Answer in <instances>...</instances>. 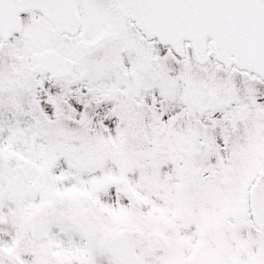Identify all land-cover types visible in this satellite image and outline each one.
<instances>
[{
	"label": "rangeland",
	"instance_id": "obj_1",
	"mask_svg": "<svg viewBox=\"0 0 264 264\" xmlns=\"http://www.w3.org/2000/svg\"><path fill=\"white\" fill-rule=\"evenodd\" d=\"M113 45L83 55L75 46L57 48L74 55L77 66L70 79L54 85L28 82L34 78L29 69L37 50L0 49V193L14 164L23 167L26 183L39 191L31 202L9 203L8 219L1 212L0 231L8 234L2 241L26 242L25 219L43 202L52 209L51 226L64 228L62 235L70 232L67 217L76 212L94 219L100 234L138 231L137 264H176L182 255L190 258L193 245L212 247L215 242L218 250L226 247L224 264H264V232L249 220L247 199L251 181L264 170V84L244 79V85L240 79L232 87L230 79L212 71L213 65L190 69L169 53L156 62L133 38ZM12 62L24 67L23 77L11 74ZM82 78L92 87L80 98L85 111L79 122L68 119L67 109L65 117L50 123L37 114L32 106L36 86L58 98ZM210 84L227 100L242 103V119L225 123L212 118V127L200 123L206 108L220 111L202 91ZM140 92L150 94V108L142 104ZM153 126L161 127V136L152 133ZM172 149L184 159L179 167L168 158ZM107 180L118 186L95 193ZM130 196L139 210L128 205ZM230 202L234 209L225 206ZM1 209H6L2 203ZM211 215L223 224L228 218L239 224L220 240L205 239L204 223L196 229L194 219L208 221ZM150 233L163 236L168 251L149 253L144 236Z\"/></svg>",
	"mask_w": 264,
	"mask_h": 264
},
{
	"label": "flooded vegetation",
	"instance_id": "obj_2",
	"mask_svg": "<svg viewBox=\"0 0 264 264\" xmlns=\"http://www.w3.org/2000/svg\"><path fill=\"white\" fill-rule=\"evenodd\" d=\"M32 7L26 9L19 16L20 28L14 30L13 35L7 40L0 39V49L7 47L13 48L14 45L23 47L27 50H41L54 49L63 54L68 60L70 59L74 63V69L77 66V62L74 55L66 54V50H57L62 46H75L77 50L75 52L88 54L92 49L101 47V45H109L112 48L115 43H123L131 38L138 42V47L143 51H148L150 58L157 61H161V57L165 54H170L176 61L187 64L191 69L193 64L196 65V61L192 56L189 46L185 45V56L183 59H178L173 53L171 48L161 47L155 39L146 38L144 34L138 30L137 27L128 19L123 17L119 11V7L113 3L112 0H25ZM33 7H38L40 10ZM38 35V36H37ZM206 46L211 51L210 42L207 41ZM121 48V44H120ZM125 49H120V54H124ZM112 57L119 58L116 50H112ZM34 53H32L33 55ZM208 61V65H213L212 71L215 74H219L221 79H230L229 85L233 87L238 80L245 82H251L256 86L261 83L264 84L259 78L253 76L248 72H243L237 68L228 69L216 62L215 57H211ZM21 68L18 70V75L14 77H20L23 73L24 67L15 62ZM31 69L29 73L34 76L28 82H39L44 80L47 84H57L59 81H66L68 79L54 80L50 76L41 73L36 70L33 71L34 65L31 63ZM199 67V66H198ZM201 68V67H200ZM74 70L72 71V73ZM71 73V74H72ZM72 76V75H71ZM70 76V77H71ZM23 77V75L21 76ZM84 77V75H82ZM0 88L2 89L3 79L0 77ZM82 78L75 84H70L72 98L69 97L67 91L61 93L59 97H55L51 93H47L44 90L36 89L34 91L32 106L37 111V114L48 123L57 121L60 117L66 116L71 121L79 122L84 114V103L80 98L90 91L91 85H88ZM209 84V83H208ZM245 85V84H244ZM206 94L207 101H210L213 106H220V111L214 112L211 108H206L201 116H199L200 123L207 124L212 127L211 119L222 118V121L234 123L237 119H242V103L239 100H227L226 97L220 92V88L216 85L210 84L208 88L202 87ZM140 98L144 99L143 95L149 93L141 92ZM79 96V99H78ZM146 102V101H145ZM144 106H149L142 103ZM229 104V105H228ZM228 105V107H227ZM208 106V105H207ZM61 107V110L59 108ZM227 107V108H226ZM232 107V109L230 108ZM231 109V110H230ZM2 118V112H0V119ZM60 120V119H59ZM162 134V133H161ZM11 164V163H10ZM12 179V177H11ZM10 179V180H11ZM98 192V191H97ZM96 192V193H97ZM215 198V195H212ZM0 203L6 206V209L0 210V224L2 223L1 212L4 216V220L8 219L10 209H8L9 203H16L11 199H4L2 192L0 193ZM31 202L27 200L24 203ZM43 203V202H42ZM48 204V203H45ZM233 203L226 204V207L235 208ZM37 207V212L34 214H28L24 222V233L26 236V242H17L16 239L10 238L11 241H2V238H7L8 234L0 231V264H115L114 257L110 255L109 251L103 245L104 237L110 235L109 233L100 234L98 228L94 223V219L89 217H83L81 213L76 212L73 215L67 217L68 224L70 226V232L66 235H62L64 228L51 226V214L52 209L47 206ZM210 219L191 218L196 222L204 223L205 239L218 238L225 234V231H230L231 228H235L239 222L233 218L226 219L225 224L218 221V216H209ZM226 225V226H225ZM201 226L199 223L196 229ZM68 229V227H66ZM207 228V232H206ZM138 232V231H137ZM113 233V232H112ZM139 234V233H138ZM62 237V245L60 244L59 237ZM12 237V236H11ZM139 237V235H138ZM140 239V237H139ZM238 245L235 238H232ZM101 244V248H99ZM23 246L24 249H19V246ZM210 247L208 243L203 245H193V252L189 253L190 258L188 260L181 258L174 261L176 264H224L223 255L226 253V247L222 246L221 249H217V242ZM220 246V245H219ZM31 248V251L28 249ZM169 249V248H168ZM168 251V250H167ZM160 252V251H159ZM235 261V260H234Z\"/></svg>",
	"mask_w": 264,
	"mask_h": 264
},
{
	"label": "water",
	"instance_id": "obj_3",
	"mask_svg": "<svg viewBox=\"0 0 264 264\" xmlns=\"http://www.w3.org/2000/svg\"><path fill=\"white\" fill-rule=\"evenodd\" d=\"M113 1L123 17L135 22L147 37L157 38L163 46L169 45L176 55L183 56L182 45L188 42L198 64L202 65L207 61L206 40L210 39L214 55L223 66L247 70L264 79V0ZM33 4L25 0H0V33L3 39L11 34L3 26L11 25L20 13ZM33 61L36 68L56 78L68 76L73 67L71 62L52 50L36 54ZM169 158L173 164L179 165L180 158L174 155V151L170 152ZM13 172V183H8L4 196L19 202L28 196L34 197L35 187L24 186L25 176L21 168H14ZM113 184L108 182L104 188L108 189ZM249 199L251 219L257 228L264 231L263 172L256 175ZM129 203L134 210L139 208L132 199ZM104 239L108 250L121 264H135L133 245L137 237L134 232L122 231ZM146 243L151 252L166 250L165 244L156 235L147 236Z\"/></svg>",
	"mask_w": 264,
	"mask_h": 264
}]
</instances>
